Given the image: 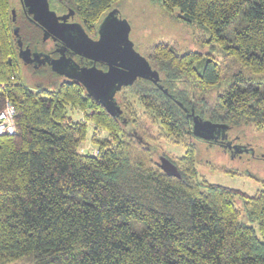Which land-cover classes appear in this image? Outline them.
I'll return each instance as SVG.
<instances>
[{
	"label": "trees",
	"instance_id": "trees-1",
	"mask_svg": "<svg viewBox=\"0 0 264 264\" xmlns=\"http://www.w3.org/2000/svg\"><path fill=\"white\" fill-rule=\"evenodd\" d=\"M68 1L95 35L121 0ZM152 1L208 29L223 55L199 70L197 53L155 45L148 62L162 90L145 79L123 87L114 117L76 82L25 84L12 27L24 46L44 47L42 31L18 0H0V110L6 100L15 108L14 135L0 137V264H264V186L248 195L208 182L189 140L194 116L264 129V0ZM44 69L25 68L31 77ZM90 123L96 155L80 153ZM161 140L185 153L167 156Z\"/></svg>",
	"mask_w": 264,
	"mask_h": 264
},
{
	"label": "rangeland",
	"instance_id": "rangeland-1",
	"mask_svg": "<svg viewBox=\"0 0 264 264\" xmlns=\"http://www.w3.org/2000/svg\"><path fill=\"white\" fill-rule=\"evenodd\" d=\"M112 8H117L121 17L127 20L130 26L129 38L133 47L141 57L147 60L153 47L161 43L171 46L179 53H197L199 58L195 66L199 70L208 60H219L223 55L221 47L211 40L208 29L194 22L185 21L177 10L171 13L164 12L157 1L121 0ZM238 27V23L231 25L224 34L227 38H232L235 28ZM25 68H27L26 65L23 66L25 84L35 91H54L61 82L67 80L66 77L52 72L48 67H45L46 69L36 77H31ZM262 88L264 90V87ZM42 96L47 97L46 94ZM73 117L83 120L85 112L84 114L73 112ZM90 126L91 124L88 125V137L84 145H90L97 150V147L89 143L91 135H96ZM238 130L245 131L246 138L249 137L258 150L264 152V129L257 130L252 125H241ZM104 137L106 135L102 134L101 138ZM190 143L196 146L195 160L198 175L208 182L236 189L248 195L254 194L264 186V159H229L222 148L216 144L206 145L195 140H190ZM159 144L161 151L169 157H181L185 153L182 145L173 144L167 140H161ZM130 224L136 231L141 228L133 219L130 220ZM251 225L257 228L256 223Z\"/></svg>",
	"mask_w": 264,
	"mask_h": 264
},
{
	"label": "water",
	"instance_id": "water-1",
	"mask_svg": "<svg viewBox=\"0 0 264 264\" xmlns=\"http://www.w3.org/2000/svg\"><path fill=\"white\" fill-rule=\"evenodd\" d=\"M19 3L24 13L30 16V22L42 31V41L49 37L60 38L63 27H70L63 24L65 16L58 17L49 9L48 0H19ZM14 19L15 11L12 10V20ZM73 25L79 29L83 38L74 44L72 41L69 47L75 54L105 66L107 70L103 71L95 65L79 67L61 55L58 59L47 61L51 71L80 84L108 113L120 117L122 111L116 104L115 94L123 87L131 86L138 79L156 84L160 80L158 72L151 67L147 59L135 51L129 38L130 26L126 19L119 17L117 8L110 9L99 21L96 27L98 38L94 41L88 39L80 23ZM13 35L17 46L21 48L22 42L18 39L17 27L13 28ZM69 37L72 36L69 34ZM163 91L167 93L166 90ZM122 121L125 122V119ZM227 129L228 126L225 124L193 117L192 130L200 138L211 140L215 137L211 135ZM158 165L166 175L180 177L175 166L165 157H159Z\"/></svg>",
	"mask_w": 264,
	"mask_h": 264
},
{
	"label": "flooded vegetation",
	"instance_id": "flooded-vegetation-1",
	"mask_svg": "<svg viewBox=\"0 0 264 264\" xmlns=\"http://www.w3.org/2000/svg\"><path fill=\"white\" fill-rule=\"evenodd\" d=\"M50 1H52L50 3ZM49 9L55 12L56 16L63 17L65 16L64 25H69L63 27L64 30L60 31V38H47L42 41L45 46L40 47L39 45L34 46H24L18 47V59L21 64L24 66H31L34 69L39 67H48L50 68L47 61L58 59L61 55H63L66 59H70V62L77 64L79 67H90L95 65L97 68L106 71L107 68L98 63H94L86 58L75 54L74 50H72L69 45L73 44L76 41L82 40L83 36L81 35L79 29L73 25V23H80L76 19L75 11L70 6L68 0H48ZM22 9V8H21ZM26 20L30 22V16L26 15L22 10ZM31 23V22H30ZM82 26V25H81ZM16 25H13V28H16ZM85 35L90 40H96L98 38L97 34L90 35L86 33V30L83 28ZM69 34L72 36L69 37ZM69 62V63H70ZM72 64V63H71ZM152 67V66H151ZM153 68V67H152ZM154 69V68H153ZM155 70V69H154ZM67 79V78H66ZM65 81H70L69 79ZM161 80L157 81L155 86H162L160 83ZM162 90V88H159ZM241 127L239 125L237 129L234 131L233 128L228 127L226 131H220V133L211 135L215 136L211 140H206L196 136L192 130L189 131V140H195L198 143L213 145L216 144L222 148L223 153L229 157V159H264V152L259 151L258 148L249 140L245 131L238 130ZM240 132V133H239ZM205 134V133H204ZM208 135V134H206ZM263 149V148H262Z\"/></svg>",
	"mask_w": 264,
	"mask_h": 264
},
{
	"label": "built area",
	"instance_id": "built-area-1",
	"mask_svg": "<svg viewBox=\"0 0 264 264\" xmlns=\"http://www.w3.org/2000/svg\"><path fill=\"white\" fill-rule=\"evenodd\" d=\"M14 115H15V108L13 104L9 100H6L3 108L0 110V136L14 134L15 132ZM81 121H84V119ZM90 127H91L90 129L93 130V126L91 125ZM91 139H92V135H91ZM89 143L93 145L91 141ZM84 144L85 142L80 147V153L90 154V155L97 154L96 149L92 148L90 145L86 146Z\"/></svg>",
	"mask_w": 264,
	"mask_h": 264
},
{
	"label": "bare ground",
	"instance_id": "bare-ground-1",
	"mask_svg": "<svg viewBox=\"0 0 264 264\" xmlns=\"http://www.w3.org/2000/svg\"><path fill=\"white\" fill-rule=\"evenodd\" d=\"M19 1V0H18ZM119 12V11H118ZM119 17H120V15H119ZM121 18V17H120ZM91 124V123H90ZM15 133V132H14ZM14 135V134H13ZM5 136H11V135H5ZM0 137H2V136H0Z\"/></svg>",
	"mask_w": 264,
	"mask_h": 264
},
{
	"label": "crops",
	"instance_id": "crops-1",
	"mask_svg": "<svg viewBox=\"0 0 264 264\" xmlns=\"http://www.w3.org/2000/svg\"><path fill=\"white\" fill-rule=\"evenodd\" d=\"M120 17H121V14L119 13Z\"/></svg>",
	"mask_w": 264,
	"mask_h": 264
}]
</instances>
